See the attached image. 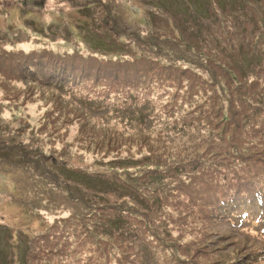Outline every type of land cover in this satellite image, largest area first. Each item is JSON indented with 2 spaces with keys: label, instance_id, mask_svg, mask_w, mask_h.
Returning <instances> with one entry per match:
<instances>
[{
  "label": "rangeland",
  "instance_id": "374dc122",
  "mask_svg": "<svg viewBox=\"0 0 264 264\" xmlns=\"http://www.w3.org/2000/svg\"><path fill=\"white\" fill-rule=\"evenodd\" d=\"M183 1L0 0V237L28 234L26 264H264L259 213L211 206L264 188V41L249 42L263 52L246 62L255 82L239 83L238 66L234 78L212 67L211 80L168 37L194 43L189 29L211 19L194 12L220 6ZM247 5L264 22V0ZM96 30L111 48H98ZM125 46L154 70L159 60L187 70L128 93L120 68L96 76L87 59H124ZM63 166L112 181L82 186ZM247 251L261 256L238 262Z\"/></svg>",
  "mask_w": 264,
  "mask_h": 264
},
{
  "label": "trees",
  "instance_id": "16d2710c",
  "mask_svg": "<svg viewBox=\"0 0 264 264\" xmlns=\"http://www.w3.org/2000/svg\"><path fill=\"white\" fill-rule=\"evenodd\" d=\"M262 0H213L212 4H216L220 7L214 6L211 11V9L208 12L203 13V15H200L195 11L194 12V18H196V15L198 17L205 18L210 17V22L206 25L207 28H204V22L206 23V19L204 22L197 24L196 28L194 26L193 29H189L191 32H193V35L195 36L194 43H188L180 39H178V34L175 33L173 30L170 32V39L171 43L175 44L173 49H175L178 56H180L181 61H189L192 66L198 67L201 70H205L208 68L211 73V80H216L214 74H212V71L214 67L218 73L222 72L224 74L225 71L234 78V75L231 72V67L238 66V69L235 67V72H237L239 75H242L239 79V83L247 82L248 84H252V82L256 81V78L253 76L251 70L248 69V63L247 61L258 63L260 58L263 57V52L261 49L256 48L254 46L253 49H250L251 46L249 42H255V41H264V37L261 36V34H258V28H261L264 25V22L260 18V13H256L255 11L251 10L250 8H247V4L254 5L256 2L261 3ZM166 2V0H165ZM181 3H184L183 0H181ZM210 4V2H209ZM87 9V8H86ZM222 10L223 17L219 16V11ZM165 11V10H164ZM167 11H170V8L167 9ZM218 11V12H217ZM197 12V13H196ZM255 13V14H254ZM182 14V13H181ZM184 19L187 17V15L182 14ZM200 20V19H197ZM202 21V20H200ZM204 25V27H203ZM184 34L188 31L186 27L183 28ZM260 30V29H259ZM91 33L92 40L95 41L98 44L99 49H109L111 48L108 44L107 46H104L105 42L103 41V38L105 36V33L102 31H97ZM159 34L158 33L155 36V39L159 41ZM103 36V38H101ZM105 39V38H104ZM204 40H206V46L207 49L204 51L201 50V47L199 46L202 42L204 43ZM199 43V44H198ZM113 49L118 50V46H115ZM219 49V50H218ZM124 52V59H122L121 56L118 59H108V61H96L92 58L90 59L93 62L99 63V66H101V71L96 72V76L98 73L101 72H113L115 71V68H120L124 72V76H126V80H124V89L128 91V93L138 92L141 90H146L148 92L152 91L155 86L157 85V81L161 80L159 77L165 75V70H169L168 77L173 78L171 76V73L173 71L171 68L177 69V72L174 73L175 77L178 74V76H182V74L187 70L186 66H180V65H173L171 63H160L159 60V67L157 70H154L151 68L153 63H144L137 60H131V58H128L126 55L129 52L127 50V47L123 49ZM212 50H215L218 52L217 54L213 55L210 54ZM178 52H181V54H178ZM92 55V54H90ZM186 57V58H185ZM243 60V61H242ZM102 62V63H100ZM118 62V63H117ZM229 63V64H228ZM250 63V62H249ZM254 63V64H255ZM198 64V65H197ZM116 65V66H114ZM90 68L93 69L92 64L90 65ZM155 71V73H154ZM115 77H120L123 79V75L121 74H114ZM150 77H154V79H150ZM226 77V76H225ZM203 81H208L209 78L202 79ZM162 81V80H161ZM130 82H134V84H131ZM161 85H167L165 83H161ZM240 87H243L241 85ZM131 89V90H130ZM161 95H164V93H161ZM96 104V103H95ZM63 170L68 171V175L72 176L73 174L81 175L86 181H90L88 184H82V186L86 185H94L97 186L100 182L106 180H111L110 177H104L101 174H95V173H87L83 171L82 168L80 170H72V168H68L63 166ZM155 174V173H152ZM154 176V175H152ZM112 181V180H111ZM115 182V179H114ZM133 185H125L120 184V187L124 191L136 195L137 191L136 189H132ZM211 206H216L218 210H223L225 205V200L223 197L220 198H211ZM206 203H210L209 201H206ZM213 209V208H212ZM211 210V209H210ZM217 212V210H213ZM180 212V210H179ZM219 213V212H217ZM209 214H213L209 211ZM175 217H178V215H175ZM170 229H168L169 232ZM28 236L27 233H23V237H20L17 239V242L10 241L8 238H11L8 234V238L4 240L0 237V264H11L15 263V258L8 257L9 251L7 250L10 248L13 252V255L17 256V261L20 264H26L23 259V253L26 252V250L32 245H30V242L27 243L28 240L25 238ZM32 238V236H31ZM15 253V254H14ZM259 253L256 252V254H251L248 251L243 254L241 252L240 257L238 258V262H241L242 259L246 258L247 262L252 261V258L259 259L260 257L257 255ZM261 256V254H259ZM74 258V254L72 256ZM132 261H128V264H130ZM139 262V260H138ZM232 263V262H231ZM135 264V263H131ZM232 264H238L232 263ZM239 264H243L242 262Z\"/></svg>",
  "mask_w": 264,
  "mask_h": 264
}]
</instances>
